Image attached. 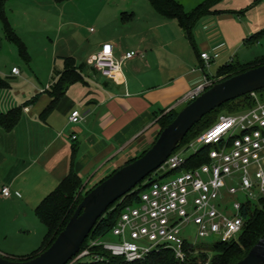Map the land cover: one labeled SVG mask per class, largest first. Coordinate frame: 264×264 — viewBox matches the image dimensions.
Wrapping results in <instances>:
<instances>
[{
	"label": "crops",
	"instance_id": "0c3cea01",
	"mask_svg": "<svg viewBox=\"0 0 264 264\" xmlns=\"http://www.w3.org/2000/svg\"><path fill=\"white\" fill-rule=\"evenodd\" d=\"M44 1L46 9L25 10L32 13L27 25L15 26L30 56L34 44L28 39L41 38L36 47L42 69L31 68V56L28 73L36 81L28 78L29 90L0 92V113L23 107L14 130L0 128V255L14 259L41 247L46 229L36 209L72 167L87 191L140 157L159 135L162 116L185 106L182 99L206 80H216L217 74L209 73L218 66L241 63L236 56L264 30V0H222L198 21L193 39L150 0ZM176 1L191 13L207 0ZM106 44L117 58L145 53L126 64V83L108 80L91 66ZM204 53L213 58L205 68ZM65 58H74L84 82L71 85L45 114L52 103L49 92L66 70ZM74 111L85 118L78 125L70 122ZM4 187L11 190L9 198L2 195Z\"/></svg>",
	"mask_w": 264,
	"mask_h": 264
},
{
	"label": "built area",
	"instance_id": "2783aa9c",
	"mask_svg": "<svg viewBox=\"0 0 264 264\" xmlns=\"http://www.w3.org/2000/svg\"><path fill=\"white\" fill-rule=\"evenodd\" d=\"M137 57L144 58L145 53L131 51L117 58L113 46L106 44L90 64L106 79L126 83L125 66ZM201 58L204 68L213 60L206 53ZM12 73L19 75L20 71L15 68ZM216 82L206 80L180 104L194 101ZM250 95L254 100L252 109L221 116L197 140L201 147L193 155L210 149L207 163L187 170L191 156L186 158L182 152H175L133 190L141 185L147 187L140 193L139 202L127 206L111 230L109 235L118 241L92 239L70 264L105 263L110 261L109 255L136 263L161 251H172L184 262L186 243L196 245L183 237L191 224L196 226L200 239L214 238L222 243L237 240L245 226L244 207L264 200V101L257 92ZM84 119L79 111H74L70 122L78 125ZM2 195L9 198L10 188L4 187Z\"/></svg>",
	"mask_w": 264,
	"mask_h": 264
},
{
	"label": "trees",
	"instance_id": "16d2710c",
	"mask_svg": "<svg viewBox=\"0 0 264 264\" xmlns=\"http://www.w3.org/2000/svg\"><path fill=\"white\" fill-rule=\"evenodd\" d=\"M6 1L7 0H0V19L5 29L6 38L19 47L20 54L25 60H29L30 56L27 46L10 24L4 10ZM55 1L58 3H62L68 0ZM221 1L222 0H207L206 2L199 5L196 9H194L191 13H187L184 10V7L176 0H150L151 4L159 14L166 18L177 20L190 39H193V30L198 21L203 16L212 13V9ZM249 9L250 8L246 9L243 13L247 12ZM262 38H264V30L252 36L249 39V42L254 43L261 40ZM65 63V72L60 76L59 80L53 85L51 91L49 92L52 97V103L46 110L45 114L54 110V108L58 105L59 101L65 95L71 85L78 82H84L83 77L76 67L74 58H65ZM263 65L264 57H258L256 60L250 63L226 64L219 68L216 75V81H225L233 76L242 74L253 68ZM8 88H10L9 83L0 74V92ZM257 93L263 100L264 90ZM37 98L38 96L34 97L31 102H35ZM253 107L254 100L251 98V95H247L243 98L222 106L221 108L206 116L198 125H196L176 152L181 151V149L186 144L191 142L192 140L190 139L196 137L195 134L197 135L196 131L207 124V122L211 120V117L219 110L228 108L226 110L228 113L238 114L244 111H248ZM229 108L234 109L230 110ZM180 111L181 110L174 109L162 116L159 121L161 129L160 133L176 119ZM22 115L23 107L12 109L7 113H0V128L5 130L6 132H11L20 122ZM207 126L208 125H206L204 129ZM159 135L157 136L156 140L158 139ZM209 150L210 149H202L197 154L191 156L188 160L189 163L187 166V170L200 167L201 165L207 163ZM144 153L141 156H143ZM75 156L76 152H74L73 154V163L75 162ZM138 158L127 162L125 165L134 162ZM110 176L106 177L104 180L96 184L93 188L85 191L83 180L76 173L74 167H72L69 176L66 177L60 183V185L40 203V205L36 209L37 217L46 226L47 229V233L41 247L33 255L26 259H10L18 261L30 260L51 247V245L55 242L61 232L66 228L69 221L75 214L79 204L84 198V195L86 196L87 194H89L95 187L108 179ZM146 189L147 187H143L141 185V188H139L137 191L131 192L123 199L118 201L114 206H112L107 211V213L98 221L95 229L91 233L89 239L83 245L82 249H84L92 239H105L107 236H109L111 230L115 227L120 215L125 210V208L127 206H133L137 204L140 200V193ZM243 216L245 219V226L239 238L229 243L219 242L215 244L212 250V257H210L209 252H206L199 245L186 243L185 251L187 256L184 262L179 261L172 251H161L154 253L145 260L136 263H127L122 258L111 257L109 255V262L78 264H206L208 261H210L211 264H236L239 261L243 260L251 251V249L264 236V200L259 204L250 203L245 206L243 209ZM98 251L101 254L108 255L107 253L101 252V250Z\"/></svg>",
	"mask_w": 264,
	"mask_h": 264
},
{
	"label": "water",
	"instance_id": "95a60500",
	"mask_svg": "<svg viewBox=\"0 0 264 264\" xmlns=\"http://www.w3.org/2000/svg\"><path fill=\"white\" fill-rule=\"evenodd\" d=\"M262 90L264 65L214 83L179 112L143 156L118 169L84 196L68 225L51 247L25 261L0 255V264H70L107 211L158 171L180 148L196 125L222 106ZM236 264H264V236Z\"/></svg>",
	"mask_w": 264,
	"mask_h": 264
},
{
	"label": "rangeland",
	"instance_id": "374dc122",
	"mask_svg": "<svg viewBox=\"0 0 264 264\" xmlns=\"http://www.w3.org/2000/svg\"><path fill=\"white\" fill-rule=\"evenodd\" d=\"M51 3H54L53 0H51ZM76 3H78L76 5L80 4V2H76ZM79 7L84 8V5H79ZM46 8H47V3L44 0H7L5 3V6H4V10H5L6 15L8 17V20H9L10 24L12 25V27L14 28V30H16L15 26L16 27L26 26L28 23V21H27L28 18H31L32 13L31 12H25V10L46 9ZM27 38H29V37L26 36V39ZM40 39H41L40 37L34 36V35L32 38L28 39V42H32V44H34L33 45L34 47H32L33 53L31 55V56H34L33 57L34 63L31 65V68L34 71L41 70L42 65H43V63H40L41 53L39 51V48L36 47L38 45V44H36V41H39ZM47 41L48 40L46 38L45 43H47ZM29 56H30V52H29ZM258 57H264V38H262L261 40H259L257 42H254L253 45H249L248 48L244 49L243 51H241L239 53L238 57L236 56L237 60H240L241 63L244 61H246V62L254 61ZM221 66H223V65H221ZM14 67H16L17 69H19L22 72L21 77H15L14 75H12ZM219 68H220V66H218L217 69H215V71H213V72L211 71V73H209V74L211 76H213V75L215 76L217 74ZM29 70H30L29 64H28L27 60H25L21 56L20 51H19V47L15 43L9 41L6 38L5 29H4L3 23L0 19V74L10 85V88L3 90V91H5V93L7 91V93L10 94V93H15V92L23 93V91L29 90L28 87L30 85H28V84L32 80L31 77L29 76V73H28ZM26 73H28V74H26ZM32 76L35 77L34 74H32ZM28 78L30 81L28 80ZM32 81L35 82L36 80L34 79ZM263 97H264V93H263ZM263 101H264V98H263ZM185 106H186V104H185ZM185 106H183L179 110H182ZM227 109L228 108L219 110L216 114H214L211 117V120L209 122H207V124H205L202 128H200L199 130L196 131V133H197V135L195 134L196 137H194L193 139H190L192 141L189 142L188 144H186L181 149L182 151H180L183 153L184 157L187 158V157L192 156L201 147L197 143V140L202 135H204L208 130H210L212 127H214L217 124V122L221 116L231 114V113H228L226 111ZM232 109H234V108H231L230 110H232ZM206 125H208V126L204 129V127ZM85 182H86V180H85ZM84 194H86V193H84ZM43 227H44V229H46L45 226H43ZM44 231H46L45 233H47V229ZM183 237L189 243H196V245H199L206 252H209L210 257L213 256L212 250H213L215 244L219 243V240L214 239V238L213 239L212 238L211 239H200V238H198L197 228L193 224H191L187 229H185V231L183 232ZM105 240L107 242H117L118 241V239L112 235L107 236L105 238ZM207 263H210V261H208Z\"/></svg>",
	"mask_w": 264,
	"mask_h": 264
}]
</instances>
